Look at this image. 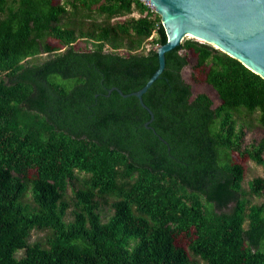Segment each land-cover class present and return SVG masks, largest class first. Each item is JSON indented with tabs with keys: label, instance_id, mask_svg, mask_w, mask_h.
<instances>
[{
	"label": "trees",
	"instance_id": "obj_1",
	"mask_svg": "<svg viewBox=\"0 0 264 264\" xmlns=\"http://www.w3.org/2000/svg\"><path fill=\"white\" fill-rule=\"evenodd\" d=\"M166 39L137 0H0V264H264V79L184 39L142 94L146 126L122 94L158 66L138 48ZM183 48L217 106L192 95ZM233 151L261 167L246 186Z\"/></svg>",
	"mask_w": 264,
	"mask_h": 264
},
{
	"label": "water",
	"instance_id": "obj_2",
	"mask_svg": "<svg viewBox=\"0 0 264 264\" xmlns=\"http://www.w3.org/2000/svg\"><path fill=\"white\" fill-rule=\"evenodd\" d=\"M160 17L166 42L156 48L158 66L145 84L129 94L137 97L150 118L142 94L165 66V53L184 37L201 40L238 60L264 79V0H148Z\"/></svg>",
	"mask_w": 264,
	"mask_h": 264
},
{
	"label": "rangeland",
	"instance_id": "obj_3",
	"mask_svg": "<svg viewBox=\"0 0 264 264\" xmlns=\"http://www.w3.org/2000/svg\"><path fill=\"white\" fill-rule=\"evenodd\" d=\"M135 15H137V12H135ZM129 16H133V15L130 14ZM121 19L123 18H119L118 20H121ZM187 38H192V37L190 36L184 37V39H187ZM192 39L202 42L201 40H198L195 38H192ZM48 41L51 45L58 46V42L54 40L53 38H48ZM86 45L87 44L83 40H77L74 43V46L77 49H84ZM142 46H144V48H138L137 50L138 52H141L142 49L143 51L145 50L147 51V48L149 49L151 47H154V48L157 47L156 44H151V43L149 44L148 41L144 42ZM120 51L121 53L125 52L124 49H121ZM180 52L182 54H185L187 57V64L181 69V75L183 79L185 80V82H187L190 85L192 95H195L197 93H204L207 96H209L210 99L212 100L213 107L220 104V99L218 98L216 91L209 83L205 81L204 71L199 68H194V63L196 59L195 53L192 52L190 49H184V48L181 49ZM45 56H46L45 54H42L40 58H43ZM38 60L39 59H37V61ZM262 133L263 131L260 127L254 126L250 130L246 131L244 142L249 143L250 141L254 139L257 140L262 136ZM231 159L232 161L241 164L243 168L245 169V174H244V185L245 186L247 185L248 180L252 179L254 176L262 174L261 167L255 165L252 161H250L244 155H239L237 152L233 151L231 152ZM263 199H264L263 197L256 198V201L261 202L263 201ZM103 210H104L103 211L104 213L106 214L109 213L106 206H104ZM43 235H44L43 231L33 230L31 237H30V241H34L35 239L42 237ZM189 240H190L189 237L183 234H180L175 237L174 242H175V245L186 248V245L189 243Z\"/></svg>",
	"mask_w": 264,
	"mask_h": 264
},
{
	"label": "built area",
	"instance_id": "obj_4",
	"mask_svg": "<svg viewBox=\"0 0 264 264\" xmlns=\"http://www.w3.org/2000/svg\"><path fill=\"white\" fill-rule=\"evenodd\" d=\"M137 1H139V2H141V3H143L144 5H146L147 7H148V9H149V11H151V12H154L155 10H154V8H153V6L149 3V1L148 0H137ZM135 15V14H134ZM135 16H137V15H135ZM155 33H152V35L148 38V39H152V37L153 36H155L154 35ZM150 44V43H149ZM157 46H158V44H156ZM156 47V46H155ZM143 48H144V46H143ZM151 48H154V47H151ZM151 48H149V49H151ZM148 48H147V51L149 50ZM146 51V50H145Z\"/></svg>",
	"mask_w": 264,
	"mask_h": 264
},
{
	"label": "clouds",
	"instance_id": "obj_5",
	"mask_svg": "<svg viewBox=\"0 0 264 264\" xmlns=\"http://www.w3.org/2000/svg\"><path fill=\"white\" fill-rule=\"evenodd\" d=\"M150 3V2H149ZM143 4V3H142ZM146 6V5H145ZM155 12V11H154ZM156 13V12H155ZM135 14V12L134 13H132V15L134 16V17H138V14H137V16H135L134 15ZM157 48V47H156Z\"/></svg>",
	"mask_w": 264,
	"mask_h": 264
}]
</instances>
